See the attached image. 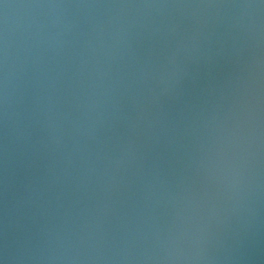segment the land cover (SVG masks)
Returning a JSON list of instances; mask_svg holds the SVG:
<instances>
[{
  "label": "water",
  "instance_id": "water-1",
  "mask_svg": "<svg viewBox=\"0 0 264 264\" xmlns=\"http://www.w3.org/2000/svg\"><path fill=\"white\" fill-rule=\"evenodd\" d=\"M0 264H264V0H0Z\"/></svg>",
  "mask_w": 264,
  "mask_h": 264
}]
</instances>
